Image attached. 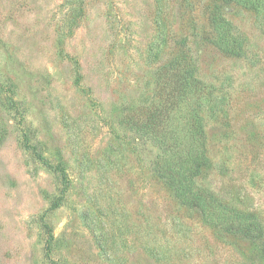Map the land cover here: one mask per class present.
I'll return each mask as SVG.
<instances>
[{"label": "rangeland", "instance_id": "rangeland-1", "mask_svg": "<svg viewBox=\"0 0 264 264\" xmlns=\"http://www.w3.org/2000/svg\"><path fill=\"white\" fill-rule=\"evenodd\" d=\"M205 3L0 0V264H264V237L180 204L155 148L120 123L188 38L220 100L201 111L212 167L199 181L264 224V22L227 6L247 43L225 55L203 36Z\"/></svg>", "mask_w": 264, "mask_h": 264}, {"label": "trees", "instance_id": "trees-1", "mask_svg": "<svg viewBox=\"0 0 264 264\" xmlns=\"http://www.w3.org/2000/svg\"><path fill=\"white\" fill-rule=\"evenodd\" d=\"M232 4L252 10L264 22V0H206L203 36L225 55L242 57L246 56L247 37L226 16L225 8ZM218 103L215 87L197 75L185 37L180 39L177 52L156 67L150 99L125 108L120 123L155 148L151 168L180 204L197 210L212 227L241 239L260 241L264 224L256 213L236 209L199 181L212 167L201 111L207 104L209 110H217ZM25 138V146L32 147ZM37 156L50 165L43 155ZM60 204L54 201L51 208Z\"/></svg>", "mask_w": 264, "mask_h": 264}]
</instances>
